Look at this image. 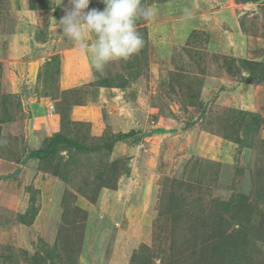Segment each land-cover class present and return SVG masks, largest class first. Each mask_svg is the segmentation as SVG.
I'll return each mask as SVG.
<instances>
[{
  "label": "rangeland",
  "instance_id": "374dc122",
  "mask_svg": "<svg viewBox=\"0 0 264 264\" xmlns=\"http://www.w3.org/2000/svg\"><path fill=\"white\" fill-rule=\"evenodd\" d=\"M39 3L0 0V264H264V70L242 63L264 60V0H142L158 10L143 47L99 74L56 25L67 0ZM48 107L89 123L63 133L76 143L132 131L115 179L93 184L105 149L28 158L57 127Z\"/></svg>",
  "mask_w": 264,
  "mask_h": 264
},
{
  "label": "clouds",
  "instance_id": "9594fccd",
  "mask_svg": "<svg viewBox=\"0 0 264 264\" xmlns=\"http://www.w3.org/2000/svg\"><path fill=\"white\" fill-rule=\"evenodd\" d=\"M90 2L67 0L64 15L56 25L79 50L90 49L92 67L103 73L110 62L129 59L143 47L136 23L155 19L158 10L142 5V0H102L106 5L103 10L90 9ZM89 34L95 35V43L90 44Z\"/></svg>",
  "mask_w": 264,
  "mask_h": 264
},
{
  "label": "trees",
  "instance_id": "16d2710c",
  "mask_svg": "<svg viewBox=\"0 0 264 264\" xmlns=\"http://www.w3.org/2000/svg\"><path fill=\"white\" fill-rule=\"evenodd\" d=\"M103 6L106 7L105 4ZM38 7L41 8V9L42 8H46L47 7L46 0H40V3L38 5ZM31 9H34V8H31ZM55 11H58V7H56ZM242 63L246 66L247 70L251 74H254L255 72H258V70L260 72H263V70H264V60L263 61H258V60L256 61V60L245 59V60H242ZM50 64L51 63L47 64L46 68ZM54 70H55V68H54ZM57 71H58V69H57ZM137 72L139 73L140 70L137 69L136 73ZM98 74H99V72H98ZM37 75L41 76V73H39V71H38ZM42 75H43L44 78H46V79H44V81L47 82L46 81L47 77L50 76V73L48 72V69H46L45 73H42ZM105 78H109V82H107L108 85L105 84L106 82H104V80H105L104 77L101 80L99 79L100 81H102L101 83H99V85H105L106 87H118V88H122L124 86L123 83L120 81V77L118 75H110V76L108 75V77L105 76ZM96 83H94V84H96ZM54 112L58 115V119L56 121L57 122L56 130L52 133L51 136H49L46 139L45 144L40 149L31 151L28 154V158H31V159H38V158H42L43 159L45 157L48 158V156L51 155V153L54 150L56 151L57 149H68V151H69L68 142L74 143L73 146H74V148L77 151H82L83 150V152L89 151V152L99 153V152L103 151V149H105L106 153H107V157L105 158V155L102 154L103 160H102L101 164H102L103 167H102V172L100 173L101 177H100V179L98 178L96 183L93 182V184L95 185V188L98 189L100 186H106V184H108V182H110V181H107L108 179H115L116 178V172L119 171V170H118V166H116L117 165V160L116 159H111L110 158V154L114 151V147H115L116 143L120 142L122 138H126V137L132 135L131 134L132 131L131 132L129 131L127 133L115 134V135L111 134V133H108L107 136L102 137V139H99V140H102V141H100L98 144H94V145L93 144L87 145V144H83V143H76V142L72 141L69 137H66L65 134H63V133L64 132L66 133V131H69L68 127L70 125L80 126V127H78L76 129V131H79L80 129H82V127L84 125H88L89 126V123L71 119V116H70L71 111H70V109H69V114L67 112V116L66 115L62 116L61 114H59L60 112L58 110L56 111V109L54 110ZM202 113L204 114V110H202L201 114ZM239 114H240V116H242L244 114V112L243 111H239ZM251 116L249 117V119H252ZM239 122H242L241 121V117H239ZM92 138H93V136H92ZM48 163H49V160L47 159L45 164L48 165ZM103 176L105 178H103ZM224 220L225 219L222 216L217 217L216 224H217V227H219V229H221V225H222V222ZM219 231H221V230H219ZM50 257H53V255H51ZM33 260L35 261V259H33Z\"/></svg>",
  "mask_w": 264,
  "mask_h": 264
},
{
  "label": "crops",
  "instance_id": "0c3cea01",
  "mask_svg": "<svg viewBox=\"0 0 264 264\" xmlns=\"http://www.w3.org/2000/svg\"><path fill=\"white\" fill-rule=\"evenodd\" d=\"M81 51V50H80ZM67 57H68V59H69V61L71 60V59H74V60H76V62H75V64H77V65H79L80 64V62H78V60H79V54L77 53V54H73V53H69L68 55H67ZM83 66H85L86 68H88L87 69V71L85 70V72L86 73H88L87 74V79L85 80V81H90L91 79H92V71H91V67H90V65H89V63H88V61H84L83 62ZM38 68H39V65H38V67H37V71H36V73H38ZM83 75V73H81V74H79L78 76H79V79L81 78V76ZM37 76V75H36ZM35 76V77H36ZM91 77V78H90ZM85 81L84 82H82V83H85ZM81 83V84H82ZM101 89V88H100ZM105 89V88H104ZM103 89V90H104ZM108 89H110V90H108ZM108 89L106 90V91H104V93H105V95H107V96H110V97H112L113 96V94L112 93H110V92H113L114 91V89H117V88H115V87H108ZM107 92V93H106ZM46 98H43V99H48L47 97L48 96H45ZM97 97H99V96H97ZM42 99V98H41ZM38 104V103H37ZM50 105H52V104H49L48 106H50ZM43 106L44 105H40V107L41 108H43ZM86 106H89V104H87V102L85 103V104H79V105H74V107L72 108L73 110H75V108H77L76 109V111H75V113L77 112V111H83L84 109H85V107ZM48 111H49V115H48V117L51 119H45L46 120V123H47V125H48V120H49V124H52L53 123V125L56 123V121L57 120H53L54 118H55V114H54V112L52 111V110H50V107H48ZM73 110H71V113H70V116H71V119H73V120H77V121H82V120H85V119H78L77 117H73ZM78 114V113H77ZM88 114V113H87ZM86 116H88V115H86ZM44 118V117H43ZM43 118L42 117H39L38 118V122H40V123H43ZM80 118H84V117H80ZM89 122H91L92 123V121L91 120H88ZM52 125V126H53ZM56 130V129H55ZM117 150V146L115 145V147H114V152Z\"/></svg>",
  "mask_w": 264,
  "mask_h": 264
}]
</instances>
